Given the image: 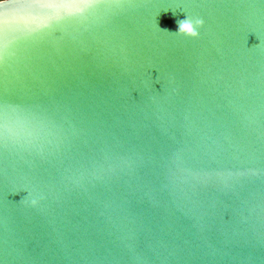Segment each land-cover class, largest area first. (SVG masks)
<instances>
[{
	"label": "water",
	"instance_id": "water-1",
	"mask_svg": "<svg viewBox=\"0 0 264 264\" xmlns=\"http://www.w3.org/2000/svg\"><path fill=\"white\" fill-rule=\"evenodd\" d=\"M26 2L0 5V264H264V0H104L35 32ZM182 10L198 36L170 33Z\"/></svg>",
	"mask_w": 264,
	"mask_h": 264
},
{
	"label": "snow or ice",
	"instance_id": "snow-or-ice-1",
	"mask_svg": "<svg viewBox=\"0 0 264 264\" xmlns=\"http://www.w3.org/2000/svg\"><path fill=\"white\" fill-rule=\"evenodd\" d=\"M104 0H71V2H64V0H27L26 3L21 5V11L25 12V15L21 17L25 23H36L38 27L32 29L33 32L38 29H44L50 27L52 24L61 26V22L65 20V17L83 13L86 9L97 7L102 5ZM11 22L5 18L0 22V57L6 58L8 55L9 41H7V33L9 30V24ZM7 105V100L4 101ZM44 125L41 122L40 125L30 127L28 135H40Z\"/></svg>",
	"mask_w": 264,
	"mask_h": 264
},
{
	"label": "clouds",
	"instance_id": "clouds-1",
	"mask_svg": "<svg viewBox=\"0 0 264 264\" xmlns=\"http://www.w3.org/2000/svg\"><path fill=\"white\" fill-rule=\"evenodd\" d=\"M4 3H6V0H0V5H3ZM182 11L185 13V18L182 20H177V30L170 33L185 38L198 36L201 26L204 23V16L201 12L197 11ZM173 15H175V13H173ZM28 195L29 194L27 193V196L25 198H27V203L29 204V206L33 208L38 207L40 199H42V197L28 198Z\"/></svg>",
	"mask_w": 264,
	"mask_h": 264
}]
</instances>
